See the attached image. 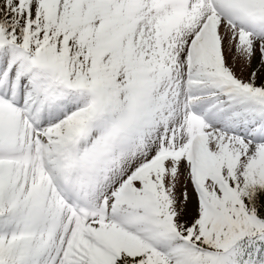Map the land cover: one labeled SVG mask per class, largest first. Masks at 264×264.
Instances as JSON below:
<instances>
[{
    "label": "snow or ice",
    "instance_id": "1",
    "mask_svg": "<svg viewBox=\"0 0 264 264\" xmlns=\"http://www.w3.org/2000/svg\"><path fill=\"white\" fill-rule=\"evenodd\" d=\"M0 264H264V0H0Z\"/></svg>",
    "mask_w": 264,
    "mask_h": 264
}]
</instances>
